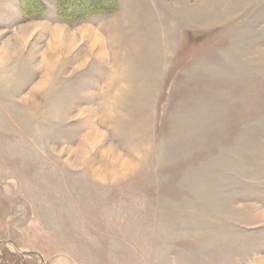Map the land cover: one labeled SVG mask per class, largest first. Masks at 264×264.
I'll list each match as a JSON object with an SVG mask.
<instances>
[{"label": "rangeland", "instance_id": "rangeland-1", "mask_svg": "<svg viewBox=\"0 0 264 264\" xmlns=\"http://www.w3.org/2000/svg\"><path fill=\"white\" fill-rule=\"evenodd\" d=\"M113 1L0 0V264H264V0Z\"/></svg>", "mask_w": 264, "mask_h": 264}, {"label": "trees", "instance_id": "trees-1", "mask_svg": "<svg viewBox=\"0 0 264 264\" xmlns=\"http://www.w3.org/2000/svg\"><path fill=\"white\" fill-rule=\"evenodd\" d=\"M21 10L22 21H29L32 19H41L45 15L46 9L40 2L31 7L29 1L18 0ZM56 4L57 17L60 21L73 25L79 21H84L94 15L111 12L114 9L113 0H53ZM37 7L36 11L34 8Z\"/></svg>", "mask_w": 264, "mask_h": 264}, {"label": "crops", "instance_id": "crops-1", "mask_svg": "<svg viewBox=\"0 0 264 264\" xmlns=\"http://www.w3.org/2000/svg\"><path fill=\"white\" fill-rule=\"evenodd\" d=\"M17 16V17H16ZM16 16L14 17V19L17 21V22H19V19H20V13L18 14H16ZM21 22V21H20ZM19 22V23H20ZM31 23H36V24H38V25H41V27L42 26H46V25H51V26H54V27H63L64 25H62V24H60V21H59V19L57 18V15L55 14V12H53V11H51V13L49 12H47V14H46V16L43 18V19H41V20H37V21H30V22H24V23H22L23 25H28V24H31ZM95 24V22H86V23H83V24H80L79 26H77V28L76 29H87V30H91V31H94V30H98L99 28L97 27V25L95 26L94 25ZM67 28L69 29V30H72V29H74V28H69L68 26H67ZM75 31V30H74ZM73 31V32H74ZM97 34V33H96Z\"/></svg>", "mask_w": 264, "mask_h": 264}]
</instances>
